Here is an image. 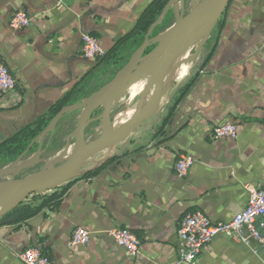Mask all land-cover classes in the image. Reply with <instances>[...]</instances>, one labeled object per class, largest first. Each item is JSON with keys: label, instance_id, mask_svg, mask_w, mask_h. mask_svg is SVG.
Masks as SVG:
<instances>
[{"label": "crops", "instance_id": "0c3cea01", "mask_svg": "<svg viewBox=\"0 0 264 264\" xmlns=\"http://www.w3.org/2000/svg\"><path fill=\"white\" fill-rule=\"evenodd\" d=\"M151 1L0 0V61L16 79L19 99L13 105L0 95V142L44 115L77 83L88 87L99 67L79 55L82 33L108 50ZM16 9L30 15L27 27H8ZM205 45L209 49L200 54ZM193 63L189 78L195 79L168 119L166 105L122 141L129 142L125 148L117 149L118 143L95 154L56 208L0 226V264H22L18 252L34 243L53 264H175L181 216L198 209L228 220L245 207L246 186L264 187V0H230L221 27L192 62L177 69L173 82L187 76ZM227 121L236 123L235 137L212 139L211 129ZM178 153L193 158L185 177L173 170ZM77 226L90 231L87 243H70ZM116 226L140 237L136 255L113 243L107 230ZM254 226L264 236L258 221ZM263 259L264 247L218 235L193 264Z\"/></svg>", "mask_w": 264, "mask_h": 264}, {"label": "water", "instance_id": "95a60500", "mask_svg": "<svg viewBox=\"0 0 264 264\" xmlns=\"http://www.w3.org/2000/svg\"><path fill=\"white\" fill-rule=\"evenodd\" d=\"M229 2L230 0H191V7L185 12L187 0H168L158 18L148 28L142 43L110 80L80 101L62 107L32 140L31 144L35 141L38 143L33 155L22 160L27 155L25 151L9 166L0 167V218L29 195L54 190L78 177L82 174V167L92 162L95 154L124 141L143 120L155 114L161 98L173 84L176 70L195 59ZM171 7L175 11L174 22L151 36ZM195 44L192 55L184 56ZM149 47L152 48L146 52ZM143 79L146 83L131 115L118 127H114L110 116L114 103L131 86ZM99 108L100 115L94 117V112ZM75 111H79L77 124L73 133L68 135L62 152L41 169L24 177H17L20 172L40 161L50 145L58 122L66 114ZM98 118L101 120L100 133L94 139L86 141L87 127ZM47 134L49 137L44 143ZM71 135H74V143L70 149Z\"/></svg>", "mask_w": 264, "mask_h": 264}, {"label": "built area", "instance_id": "2783aa9c", "mask_svg": "<svg viewBox=\"0 0 264 264\" xmlns=\"http://www.w3.org/2000/svg\"><path fill=\"white\" fill-rule=\"evenodd\" d=\"M31 23L30 15L24 9H16L7 20L10 29H21ZM106 49L99 40L89 33H82L79 55L87 60L96 62L103 57ZM16 90V79L10 73L5 63L0 61V95L6 102L16 105L19 102ZM237 125L234 121H227L214 126L210 135L214 140L234 138ZM193 163V158L186 153H178L173 165L174 173L185 177ZM248 193L245 207L235 213L228 220H213L201 210L185 213L177 221L176 228V263L193 264L201 252L211 243L214 237L238 239L247 244L253 243L264 247V236L255 228L258 221L264 228V187L246 186ZM116 246L124 248L127 253L134 256L140 248V237L132 230L116 226L107 230ZM91 233L84 227L77 226L70 236L72 245L85 244L89 241ZM22 264H53L44 254L40 243L29 244L18 252ZM264 262V259H263Z\"/></svg>", "mask_w": 264, "mask_h": 264}, {"label": "trees", "instance_id": "16d2710c", "mask_svg": "<svg viewBox=\"0 0 264 264\" xmlns=\"http://www.w3.org/2000/svg\"><path fill=\"white\" fill-rule=\"evenodd\" d=\"M167 1L168 0H152L140 14L132 29L128 33L120 37L117 41H115L114 44L108 50H106L104 56L97 60L96 67L100 66L103 62L107 60L116 63L120 59H123V53L126 51L130 50L132 53L142 43L148 28L158 18ZM171 11L172 8L169 9L163 22L154 29L151 36L157 34L159 31L163 30L166 26L169 25L168 20ZM224 13L215 25V29L217 30L221 27ZM151 48L152 47H149L146 52L149 51ZM128 58L121 64V66L126 63ZM194 79L195 76L189 78L185 82V84H183L177 89L171 102L167 105V119L171 116L176 105L185 95L190 85L193 83ZM91 92L86 93L85 88L81 84L77 83L71 90L67 91L59 100L50 105L44 115L39 116L34 121L26 124L17 132L0 142V162H13L25 151H27L28 156L33 155L36 151L38 143L37 141H35L31 144V142L43 131V129L46 127L52 117L62 107L80 101L82 98L88 96ZM159 132L160 130L157 131V133ZM100 168L98 167V169ZM98 169L88 171L84 173L82 177L92 176L98 171ZM73 180L68 181L67 183L59 186L54 190L29 195L22 203L18 204L15 208H13L0 218V226L22 224L29 218L43 211L44 209L56 208L60 203L61 198L66 193L68 187L72 184Z\"/></svg>", "mask_w": 264, "mask_h": 264}, {"label": "rangeland", "instance_id": "374dc122", "mask_svg": "<svg viewBox=\"0 0 264 264\" xmlns=\"http://www.w3.org/2000/svg\"><path fill=\"white\" fill-rule=\"evenodd\" d=\"M198 1H204V0H198ZM173 18H175L174 15H171L169 17L168 24L172 22ZM208 49H209L208 45H205L200 54H202L205 50L207 51ZM191 51H192V47L190 48V50H188L185 53V56L189 57V55H191ZM130 53H131L130 50L124 52L123 59H120L116 63L107 60L103 62L100 66H98L99 67L98 72L93 78L89 79L88 85H87L88 87H85L86 93L96 90L97 88L102 86L104 83H106L108 80H110L115 74V72L121 67V64L130 56ZM186 67H187V73H188L187 76H185L180 81L173 82L171 88L161 98L158 111L160 109L164 110L163 108L171 102L178 87L182 85L192 75L195 69V64L193 63L190 66V68H188L189 66H186ZM145 83H146L145 79L137 82L114 103L110 116H111V119L115 123V127H118L123 121H125L131 115L130 112L124 114V111L136 105V103L139 100L140 91ZM158 111L156 112V114L158 113ZM100 113H101V108L96 110L93 115L94 117H98ZM78 115H79V111H75V112L68 113L66 116H64L61 119L59 124L56 126L55 133L51 139L50 145L47 151L41 156L40 161L33 167L20 172L17 175V177H24L35 170L41 169L42 167L48 165L51 161H53L62 152V150L65 147L68 135H70L74 131V128L77 124ZM141 126L142 124L137 126L136 130L138 129L137 131H139ZM100 130H101V120L98 118L87 127L86 134H85L86 141H90L94 139L100 133ZM48 137H49V134H47L44 140V143L48 139ZM69 140H70L69 148L71 149L74 143V135H71ZM128 143H129L128 141L124 143L120 142L118 146L116 147H118L117 149H122V148H125L128 145ZM29 157L30 156L25 155L22 160H25ZM11 163L12 162H9V163L0 162V167H7Z\"/></svg>", "mask_w": 264, "mask_h": 264}, {"label": "flooded vegetation", "instance_id": "af4514ba", "mask_svg": "<svg viewBox=\"0 0 264 264\" xmlns=\"http://www.w3.org/2000/svg\"><path fill=\"white\" fill-rule=\"evenodd\" d=\"M187 2H188V3L186 4L185 12H187V11L189 10V8L191 7V0H187ZM171 8L173 9V7H171ZM173 10H174V9H173ZM174 12H175V11H174ZM166 15H167V14H166ZM165 17H166V16H165ZM169 17H170V16H169ZM164 19H165V18H164ZM174 20H175V18H174ZM162 22H163V21H162ZM168 22H169V20H168ZM173 22H174V21H173ZM173 22H170L169 25H171ZM167 25H168V24H167ZM169 25H168V26H169ZM166 27H167V26H166ZM166 27H165V28H166ZM214 28H215V27H214ZM212 31H213V30H212ZM211 33H212V32H211ZM211 33H210V34H211ZM195 47H196V44L192 46L191 55H192V53L194 52ZM201 48H202V46L200 47V49H201ZM200 49H199V50H200ZM189 50H190V49H189ZM189 56H190V55H189ZM99 109H100V108H99Z\"/></svg>", "mask_w": 264, "mask_h": 264}, {"label": "bare ground", "instance_id": "6f19581e", "mask_svg": "<svg viewBox=\"0 0 264 264\" xmlns=\"http://www.w3.org/2000/svg\"><path fill=\"white\" fill-rule=\"evenodd\" d=\"M176 71H177V70H176ZM175 73H176V72H175ZM174 75H175V74H174ZM131 87H132V86H131ZM131 87H130V88H131ZM130 88H129V89H130ZM132 111H133V107H132V108H129V109H127V110H125V111H124V114H125V113H129V112L132 113ZM112 124H113V126L115 127V123H114L113 120H112Z\"/></svg>", "mask_w": 264, "mask_h": 264}]
</instances>
